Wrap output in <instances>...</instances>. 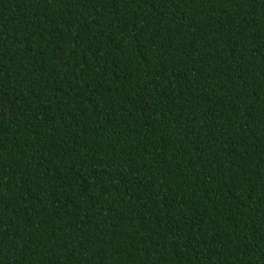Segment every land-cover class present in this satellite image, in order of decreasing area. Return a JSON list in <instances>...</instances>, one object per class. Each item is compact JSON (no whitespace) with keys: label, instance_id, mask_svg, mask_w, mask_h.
Here are the masks:
<instances>
[{"label":"trees","instance_id":"16d2710c","mask_svg":"<svg viewBox=\"0 0 264 264\" xmlns=\"http://www.w3.org/2000/svg\"><path fill=\"white\" fill-rule=\"evenodd\" d=\"M0 264H264V0H0Z\"/></svg>","mask_w":264,"mask_h":264}]
</instances>
